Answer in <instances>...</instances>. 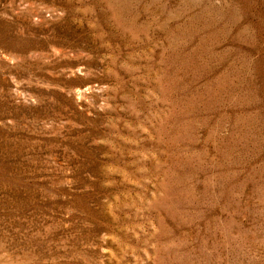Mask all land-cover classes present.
Here are the masks:
<instances>
[{"label": "rangeland", "instance_id": "1", "mask_svg": "<svg viewBox=\"0 0 264 264\" xmlns=\"http://www.w3.org/2000/svg\"><path fill=\"white\" fill-rule=\"evenodd\" d=\"M0 264H264V0H0Z\"/></svg>", "mask_w": 264, "mask_h": 264}]
</instances>
